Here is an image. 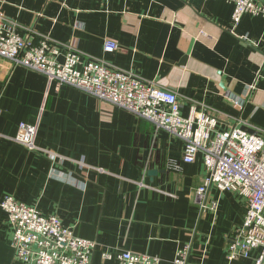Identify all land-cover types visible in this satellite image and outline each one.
<instances>
[{
    "label": "crops",
    "instance_id": "crops-1",
    "mask_svg": "<svg viewBox=\"0 0 264 264\" xmlns=\"http://www.w3.org/2000/svg\"><path fill=\"white\" fill-rule=\"evenodd\" d=\"M232 12L226 0H0V15L24 39L59 46V61L73 49L172 91L183 117L195 102L219 116L217 131L241 125L264 135V19L246 13L233 26ZM106 41L117 49L105 52ZM0 110V201L12 195L56 215L96 244L91 264H117L123 251L173 264L185 246L188 264H255L258 249L226 259L246 201L210 187L206 201L218 200L217 211L200 208L195 191L207 170L201 154L182 161L180 140L2 58ZM20 123L38 124L35 145L60 158L15 141ZM0 264H21L1 208Z\"/></svg>",
    "mask_w": 264,
    "mask_h": 264
},
{
    "label": "built area",
    "instance_id": "built-area-1",
    "mask_svg": "<svg viewBox=\"0 0 264 264\" xmlns=\"http://www.w3.org/2000/svg\"><path fill=\"white\" fill-rule=\"evenodd\" d=\"M233 3L231 21L237 26L246 14L264 19V6L255 0H226ZM21 27L0 15V58L14 65L44 75L56 89L71 87L129 112L150 123L155 131H164L183 143L184 163H193L202 155L207 178L196 189L195 199L200 208L216 213L218 200L207 202L210 187L219 192H231L246 201L243 221L229 238L227 261L248 258L259 250L255 264H264V139L263 134L252 135L240 126L217 131L219 116L207 107L192 102L186 117L180 113L177 96L155 83L144 81L132 73L107 63L83 58L73 49H67L59 61V46L49 38L38 43L24 39ZM105 52L117 49L114 42L106 41ZM234 103L241 108L242 102ZM1 112V110H0ZM38 124L20 123L15 141L26 149L42 153L47 158L59 155L35 145ZM0 208L7 215L11 231L14 259L21 264H91L96 244L75 235L62 225L56 215H41L35 207L5 195ZM189 247L176 253L173 264H188ZM104 260H111L103 253ZM117 264H160V259L148 255L123 251L116 257Z\"/></svg>",
    "mask_w": 264,
    "mask_h": 264
},
{
    "label": "water",
    "instance_id": "water-1",
    "mask_svg": "<svg viewBox=\"0 0 264 264\" xmlns=\"http://www.w3.org/2000/svg\"><path fill=\"white\" fill-rule=\"evenodd\" d=\"M250 134H252V135H256V133L255 132H251ZM263 139H264V136H263ZM151 174H153V173H151Z\"/></svg>",
    "mask_w": 264,
    "mask_h": 264
}]
</instances>
